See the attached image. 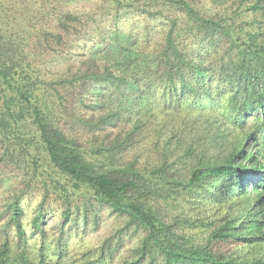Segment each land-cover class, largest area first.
Here are the masks:
<instances>
[{"label": "trees", "instance_id": "16d2710c", "mask_svg": "<svg viewBox=\"0 0 264 264\" xmlns=\"http://www.w3.org/2000/svg\"><path fill=\"white\" fill-rule=\"evenodd\" d=\"M56 9L0 14V264H264V0ZM132 16L156 25L105 36ZM103 211L143 233L118 263L70 245Z\"/></svg>", "mask_w": 264, "mask_h": 264}, {"label": "rangeland", "instance_id": "374dc122", "mask_svg": "<svg viewBox=\"0 0 264 264\" xmlns=\"http://www.w3.org/2000/svg\"><path fill=\"white\" fill-rule=\"evenodd\" d=\"M94 3L102 5L103 0H0V14L10 16L11 24L14 28H25L26 19L39 18L45 12H50L53 8L57 9H69L70 11L86 12L91 10V6ZM56 9V10H57ZM111 17V16H108ZM104 22L101 24L104 28L105 36L110 40L118 38L123 41L125 35L133 33L138 30H143L146 26H154L156 23L148 22L144 18L140 17H124L117 22L112 18H104ZM119 29L118 36L115 37V30ZM97 33V32H96ZM95 51V50H94ZM23 172L16 168L14 165L9 164L1 165L0 167V202L6 200L8 197L18 192L22 187ZM255 182L257 179L254 180ZM27 201V200H26ZM39 202V197L36 196L30 203L29 216L34 212L35 206ZM98 227L91 224V220L88 225H84L81 220V227L78 230L74 229V233L77 234L76 239H72L70 245L73 249L79 253H84L87 250L97 248L106 239H112V243H117V238L121 237L120 248L116 253V263L122 261L126 256L130 255V252L139 245L140 239L143 237L142 232H135L134 230L120 232L125 224V219L116 215L109 214V211H103L99 215ZM49 235L59 233L54 231V226L62 224V220L58 217L49 216L47 218ZM70 229V226L66 228V231ZM54 233V234H53Z\"/></svg>", "mask_w": 264, "mask_h": 264}]
</instances>
